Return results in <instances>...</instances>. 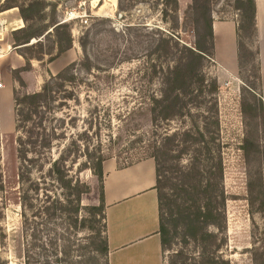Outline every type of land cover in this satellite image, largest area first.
<instances>
[{
    "label": "rangeland",
    "instance_id": "1",
    "mask_svg": "<svg viewBox=\"0 0 264 264\" xmlns=\"http://www.w3.org/2000/svg\"><path fill=\"white\" fill-rule=\"evenodd\" d=\"M6 3L21 5L30 20L31 32L61 24L42 42L19 49L31 58L33 65L30 70L9 75V83L18 93L39 90L50 73L57 74L76 62V78L60 92L55 103L57 120L52 124H57L59 132L66 134V141L60 142L74 141V148L84 151L88 147L91 156L102 155L104 162L116 160L119 165L157 153L168 160L169 171L166 177L163 173L161 180L163 192L172 194L177 168L188 163L194 153L187 150L182 153L179 142V146H172L164 156L161 145L168 141L165 138L168 134L191 126L192 120L180 116L164 119V103L153 102V98L164 95V79L169 69L177 65L184 42L195 44L194 16L186 12L188 7H179L177 11L176 0H117L116 4H107L106 0H7ZM211 6L214 19L237 23L239 13L234 0H212ZM246 41L249 43L251 39ZM259 44L264 51V13L259 26ZM69 46L70 49L59 52ZM250 69L248 61L240 75L237 59L235 75L219 81L221 89L217 95L219 136L225 162L224 187L228 197V243L219 255L230 264H264V211H260L264 200L261 169L264 134L261 120L252 117L247 109V103L254 101L253 93L243 89V81L250 82ZM204 70L208 77H216L215 57L208 59ZM262 75L264 93V68ZM18 78L24 79L25 86ZM9 99L6 95L0 100L3 121L0 153L9 198L7 207L0 208V264H24L21 207L17 196L15 116ZM192 112L195 116L196 111ZM245 138L254 145L258 142L260 152L249 145L245 154L241 148ZM86 160L85 156L81 158L83 162ZM82 179L90 184L92 193L85 199L90 202L101 191V183L91 168L82 172ZM250 180L254 184L251 195ZM168 228L173 233L172 222ZM80 236L81 245L91 244L87 230ZM180 242L179 236H175L165 247L166 264H180L175 256L181 248ZM185 246L190 256L188 264H208L203 263L204 253L200 255L196 242L189 240ZM77 253L80 251L74 252ZM85 259L86 256L75 257L74 261L85 264Z\"/></svg>",
    "mask_w": 264,
    "mask_h": 264
},
{
    "label": "trees",
    "instance_id": "2",
    "mask_svg": "<svg viewBox=\"0 0 264 264\" xmlns=\"http://www.w3.org/2000/svg\"><path fill=\"white\" fill-rule=\"evenodd\" d=\"M234 1L239 13L236 36L240 75L248 61L251 65L250 82L243 81V89L251 91L254 99L253 103H247V109L252 117L261 120L264 134V93L257 0ZM211 4L212 0H192L188 6L186 12H192L194 16L195 44L184 42L177 65L169 69L164 79V95L153 98V102L164 103V119L180 116L183 119L190 117L192 120L191 126L168 134L165 137L168 141L161 145L164 156L168 155L172 146H179V142L183 146L182 153L186 150L194 153L188 163L177 168L178 175L175 176L176 183L172 194L163 192L161 180L163 173L166 177V172L169 171L166 162L168 160L157 153L151 156L155 159L157 168L155 188L159 199L162 248L164 251L172 238L179 236L181 248L176 251L175 256L180 264H188L190 259L185 246L189 240L199 245L200 255L204 253L203 263L230 264V261L219 255L222 247L228 243V197L224 187L225 162L219 136L217 98L221 87L218 79L208 77L204 70L205 63L215 54L214 11ZM7 6L19 7L26 24L13 33L16 45L28 47L42 42L61 25L54 24L52 30L46 28L44 31L31 32L30 20L24 15L21 5L11 3ZM176 6L178 11L179 0H176ZM247 38L251 42L248 43ZM33 39L37 41L31 44ZM84 45L82 43L85 50ZM70 47L59 52L62 53ZM26 60V65L14 69L13 73L30 70L31 58L26 57ZM75 65L76 62H72L59 73H50L39 90L21 94L16 88L13 90L18 163L17 196L21 207L24 264H76L74 258L84 256L85 264H109L103 190L104 158L102 155L91 156L88 147L84 151L74 148V141L61 143L62 140L66 141V134L59 132L57 124H52L54 119L57 120L54 109L60 92L65 91L67 85L76 78ZM18 80L25 86L24 79ZM192 111H196L195 116ZM243 111L248 113L246 109ZM179 138L181 139L178 141ZM1 145L0 129V149ZM249 145L260 152L258 142L254 145L245 138L241 147L245 154ZM262 154L264 188V150ZM83 156L86 157V162L81 161ZM88 168L96 171L101 183V202L97 205H86L82 201L83 195L91 191L90 184L82 179V172ZM253 187V181L250 180V195ZM7 193L0 153L1 209L7 207ZM249 201L253 206V200L250 198ZM262 205L263 209L260 211H264V200ZM171 222L173 233L168 228V223ZM85 230L91 240L89 246L81 245L83 238L80 235ZM104 233L105 238L102 240ZM77 251L80 253L74 254Z\"/></svg>",
    "mask_w": 264,
    "mask_h": 264
},
{
    "label": "crops",
    "instance_id": "3",
    "mask_svg": "<svg viewBox=\"0 0 264 264\" xmlns=\"http://www.w3.org/2000/svg\"><path fill=\"white\" fill-rule=\"evenodd\" d=\"M191 3L192 0H179V7H188ZM257 20L259 27L258 0ZM25 25L19 8L9 7L6 0H0V81L3 83V87H0V100L8 95L11 99L10 107L13 105L14 86L9 83V75L13 74L14 69L24 67L27 62L25 55L19 50L25 45H16L13 33ZM213 30L214 57L218 69L216 77L221 81L227 76L233 77L237 68L236 21L214 19ZM36 41L33 39L31 44ZM261 58L264 68L263 47ZM5 90L8 91L4 92ZM0 125H3L1 117ZM103 171L109 264H166L159 233L160 210L158 191L155 188V159L147 157L127 165L109 160L104 162ZM91 193L92 191L83 195V203L99 204L101 191L96 198L85 202L87 195Z\"/></svg>",
    "mask_w": 264,
    "mask_h": 264
},
{
    "label": "bare ground",
    "instance_id": "4",
    "mask_svg": "<svg viewBox=\"0 0 264 264\" xmlns=\"http://www.w3.org/2000/svg\"><path fill=\"white\" fill-rule=\"evenodd\" d=\"M109 2L116 3L117 0H107ZM259 1V20L261 21V17L264 13V0H258Z\"/></svg>",
    "mask_w": 264,
    "mask_h": 264
},
{
    "label": "built area",
    "instance_id": "5",
    "mask_svg": "<svg viewBox=\"0 0 264 264\" xmlns=\"http://www.w3.org/2000/svg\"><path fill=\"white\" fill-rule=\"evenodd\" d=\"M0 87H3V83L0 81Z\"/></svg>",
    "mask_w": 264,
    "mask_h": 264
}]
</instances>
